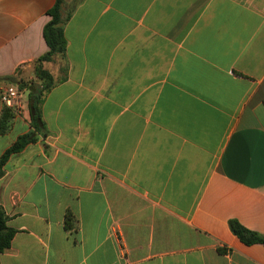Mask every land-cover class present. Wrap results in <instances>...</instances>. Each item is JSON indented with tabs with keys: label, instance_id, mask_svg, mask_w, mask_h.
<instances>
[{
	"label": "crops",
	"instance_id": "crops-1",
	"mask_svg": "<svg viewBox=\"0 0 264 264\" xmlns=\"http://www.w3.org/2000/svg\"><path fill=\"white\" fill-rule=\"evenodd\" d=\"M56 1L0 0L21 98L0 157L30 131ZM63 36L44 136L0 178V264H264L228 226L264 236V0H83Z\"/></svg>",
	"mask_w": 264,
	"mask_h": 264
},
{
	"label": "trees",
	"instance_id": "trees-1",
	"mask_svg": "<svg viewBox=\"0 0 264 264\" xmlns=\"http://www.w3.org/2000/svg\"><path fill=\"white\" fill-rule=\"evenodd\" d=\"M82 1L57 0L47 14L50 19L43 28V38L48 50L35 61L34 66V73L42 91L37 96H33L32 92L29 93V99L33 100L32 104H28L30 131L19 136L0 157V178L4 175V165L11 155L21 152L27 145L36 142L38 137L44 136L45 125L42 120L40 102L43 94L48 92L55 85V82L49 72L43 69V63L52 61L54 57H64L66 41L63 36V27ZM4 80L16 83L19 89L23 87L21 82H15L13 77H8ZM14 113L11 109L3 107L0 115V136L11 129ZM7 220L8 218L0 206V254L10 247L15 234L14 230L7 227ZM228 226L232 234L242 244L246 246L260 244L264 246V236L246 230L235 221H230Z\"/></svg>",
	"mask_w": 264,
	"mask_h": 264
},
{
	"label": "built area",
	"instance_id": "built-area-1",
	"mask_svg": "<svg viewBox=\"0 0 264 264\" xmlns=\"http://www.w3.org/2000/svg\"><path fill=\"white\" fill-rule=\"evenodd\" d=\"M0 101L8 109L18 112L21 109V98L18 90L12 86L0 88Z\"/></svg>",
	"mask_w": 264,
	"mask_h": 264
},
{
	"label": "water",
	"instance_id": "water-1",
	"mask_svg": "<svg viewBox=\"0 0 264 264\" xmlns=\"http://www.w3.org/2000/svg\"><path fill=\"white\" fill-rule=\"evenodd\" d=\"M34 89H35V91L32 93L33 96L39 95L40 94V91H41L40 85L34 84ZM30 103L32 104L33 103V100H31Z\"/></svg>",
	"mask_w": 264,
	"mask_h": 264
},
{
	"label": "rangeland",
	"instance_id": "rangeland-1",
	"mask_svg": "<svg viewBox=\"0 0 264 264\" xmlns=\"http://www.w3.org/2000/svg\"><path fill=\"white\" fill-rule=\"evenodd\" d=\"M58 64V63H57ZM32 92H34L35 91V89L33 90H31ZM27 98H26V96L25 97H23V100H26Z\"/></svg>",
	"mask_w": 264,
	"mask_h": 264
}]
</instances>
